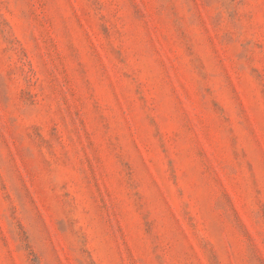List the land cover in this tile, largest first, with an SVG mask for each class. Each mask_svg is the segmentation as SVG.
<instances>
[{
	"label": "rangeland",
	"instance_id": "obj_1",
	"mask_svg": "<svg viewBox=\"0 0 264 264\" xmlns=\"http://www.w3.org/2000/svg\"><path fill=\"white\" fill-rule=\"evenodd\" d=\"M0 264H264V0H0Z\"/></svg>",
	"mask_w": 264,
	"mask_h": 264
}]
</instances>
